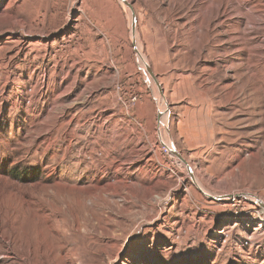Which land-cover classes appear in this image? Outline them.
<instances>
[{"label":"rangeland","instance_id":"1","mask_svg":"<svg viewBox=\"0 0 264 264\" xmlns=\"http://www.w3.org/2000/svg\"><path fill=\"white\" fill-rule=\"evenodd\" d=\"M125 1L0 0V264H264V0Z\"/></svg>","mask_w":264,"mask_h":264},{"label":"bare ground","instance_id":"2","mask_svg":"<svg viewBox=\"0 0 264 264\" xmlns=\"http://www.w3.org/2000/svg\"><path fill=\"white\" fill-rule=\"evenodd\" d=\"M121 3H123L124 5L126 6H130L129 5V2L128 1H125V0H120ZM176 0H172V5H176L175 3ZM190 2H193V3H197V8H196V14L194 13V18L190 19V24L189 26H191L194 21L197 22L196 20L199 19V17L201 16V12L202 10L204 9V14L206 16H210L212 13H213V10H218L219 7H220V4L217 2L218 0H188ZM232 1V0H231ZM200 2V3H198ZM231 4V3H230ZM233 4H235L237 7L235 9H233V11L235 10L236 12H241L242 10L245 9V7H247V0H240V2L238 0H233ZM232 12V10L230 11ZM229 12V13H230ZM235 12V13H236ZM246 14V13H245ZM193 15V14H192ZM189 17V16H188ZM235 18V17H234ZM188 19V18H187ZM240 19H238L237 21H235V23H238L240 22L239 21ZM243 20V19H242ZM257 20L258 19H253L251 16H246V26H251V25H255L257 23ZM262 20V17L259 18V21ZM234 21V20H233ZM134 22V32L132 33V29H131V37H132V41H133V47H134V53H135V57L138 59V62L140 61L142 64V67L144 69H146L147 72H150V69L148 68V66L146 65V63L144 62V56H142V51H141V47L138 45V41L137 40V35H135V30H136V21L133 19L132 20V23ZM129 23V22H128ZM234 23V25H235ZM192 29V27H191ZM198 29H201V25H198ZM194 30V29H192ZM161 34V32H160ZM158 50H161V47L159 46L158 47ZM109 68V67H108ZM110 68H112L110 66ZM151 73V72H150ZM69 74V73H68ZM152 75V74H151ZM57 77H58V80L61 79V82H59V84H57V88L60 89L62 88L63 84L67 83V89L65 92L69 91L71 89V87L75 86V82L72 83L69 81V77L66 73H64L62 70L58 71L57 72ZM44 79V78H43ZM42 79V81H43ZM154 81H155V85L158 87V90L159 92L161 91L160 90V86L158 85L157 81L155 80L154 78ZM70 82V83H68ZM45 83V81H44ZM43 85V84H42ZM85 89L87 90V87H85ZM161 93V92H160ZM71 94V93H70ZM83 94V93H82ZM91 94V92L89 93ZM90 97V96H89ZM87 97V98H89ZM64 98V97H63ZM66 99L69 98V96H66L65 97ZM158 100H159V112L157 113L158 114V121H157V130H156V135L161 138L163 135H167L168 132H167V129H166V125H167V122L169 121V101L163 97V95L160 94V96L158 97ZM102 115H105V113H101L100 116L102 117ZM110 119V118H109ZM169 137V135H168ZM168 140V139H167ZM166 142V141H165ZM168 142V141H167ZM163 146H165L166 148H168L170 151H172L171 149V146L170 144H164L163 141L161 142ZM170 143H171V140H170ZM172 145V143H171ZM173 152V151H172ZM176 154V153H175ZM177 155V154H176ZM178 156V155H177ZM179 157V156H178ZM182 165L186 168V172H187V177L193 184L196 188H200L199 187V175L197 174L195 168L190 165L188 162L186 161H181ZM185 171V170H184ZM185 176V175H184ZM209 196V195H208ZM211 198H213L214 200L216 199H220V200H225L227 198H229L228 202L230 203L231 201H233L236 197V195H225V196H220V195H216V194H213V195H210ZM247 198V197H246ZM227 202V201H226ZM261 208L262 210L264 211V205L262 204L261 205ZM264 213V212H263ZM264 220V219H263Z\"/></svg>","mask_w":264,"mask_h":264},{"label":"water","instance_id":"3","mask_svg":"<svg viewBox=\"0 0 264 264\" xmlns=\"http://www.w3.org/2000/svg\"><path fill=\"white\" fill-rule=\"evenodd\" d=\"M134 32V22L132 23V33ZM150 74V76L152 77V79L154 80V77L151 75L150 72H148ZM161 92V91H160ZM260 205H262L261 201H259Z\"/></svg>","mask_w":264,"mask_h":264}]
</instances>
